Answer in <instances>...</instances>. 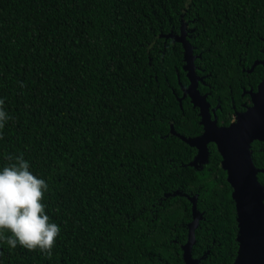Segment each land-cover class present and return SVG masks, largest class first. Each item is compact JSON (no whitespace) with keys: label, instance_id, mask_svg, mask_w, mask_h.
<instances>
[{"label":"trees","instance_id":"16d2710c","mask_svg":"<svg viewBox=\"0 0 264 264\" xmlns=\"http://www.w3.org/2000/svg\"><path fill=\"white\" fill-rule=\"evenodd\" d=\"M183 23L200 55L199 89L229 125L251 103L244 89L264 79V64L254 66L264 59V0H0L10 117L0 170L22 155L48 183L43 203L60 227L50 258L2 244L0 264H185L188 195L203 215L193 257L234 262L237 208L223 157L211 142L193 166L197 149L171 131L204 130L199 107L178 98L190 79L183 43L167 34ZM252 152L264 169V141Z\"/></svg>","mask_w":264,"mask_h":264},{"label":"water","instance_id":"95a60500","mask_svg":"<svg viewBox=\"0 0 264 264\" xmlns=\"http://www.w3.org/2000/svg\"><path fill=\"white\" fill-rule=\"evenodd\" d=\"M167 36L181 41L184 47V70L190 79L187 87L183 86V96L188 94L194 106L200 110L203 132L197 136H185L174 131L180 138L197 149V154L191 165L199 167L210 155L209 144L216 143L222 157L223 166L228 172V181L233 186V198L236 201L238 233L236 240L239 244L237 256L232 264H264V184L259 180L258 168L253 160L252 143L255 140L264 141V79L258 89L251 88L252 105L246 110L237 111L234 120L229 125H220L216 109L211 111L207 94L199 89L202 77L197 74L195 60L200 55L194 53V46L187 38L185 24L181 33ZM262 61H256L254 66ZM253 66V67H254ZM176 191L175 193H178ZM193 203V220L189 224L188 240L183 247L185 264H201L200 259L193 257L192 249L196 241L195 231L199 225L202 213L198 210L197 196L188 195Z\"/></svg>","mask_w":264,"mask_h":264},{"label":"clouds","instance_id":"9594fccd","mask_svg":"<svg viewBox=\"0 0 264 264\" xmlns=\"http://www.w3.org/2000/svg\"><path fill=\"white\" fill-rule=\"evenodd\" d=\"M3 103L0 99V129L10 119ZM6 158L13 159L12 156ZM29 169L30 164L21 155L0 170V245L39 250L50 258L60 227L50 222L43 203L49 191L48 183Z\"/></svg>","mask_w":264,"mask_h":264},{"label":"flooded vegetation","instance_id":"af4514ba","mask_svg":"<svg viewBox=\"0 0 264 264\" xmlns=\"http://www.w3.org/2000/svg\"><path fill=\"white\" fill-rule=\"evenodd\" d=\"M188 27V26H187ZM186 30H187V28H186ZM189 36H191V33L189 32V30H187V38L189 39ZM261 39H262V45H263V47H262V51H264V36H262L261 37ZM264 60V59H263ZM256 61H262V59H258L257 58V60L255 59V62ZM254 62V63H255ZM258 64H261V63H258ZM201 69V71L203 72L202 74H205L204 73V68L202 69V68H200ZM261 82V81H260ZM206 83V82H205ZM207 84V83H206ZM251 88H254L253 86H250L248 89H244V95H249L250 96V94L248 93V91L251 89ZM257 89V88H256ZM255 89V90H256ZM185 98H189L190 100H191V98H190V96L187 94L186 95V97ZM250 100H251V96H250ZM251 103L249 104L248 103V101H246V103H243L244 104V106H245V108H248L250 105H252V100L250 101ZM210 109H211V111L213 110V109H215V107H212V106H210ZM237 112V111H236ZM236 114V113H235ZM234 120V119H233Z\"/></svg>","mask_w":264,"mask_h":264}]
</instances>
